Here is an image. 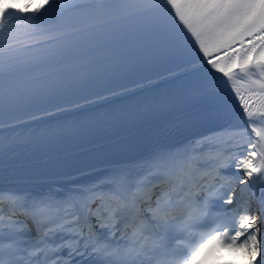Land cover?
<instances>
[{
	"label": "snow or ice",
	"instance_id": "snow-or-ice-1",
	"mask_svg": "<svg viewBox=\"0 0 264 264\" xmlns=\"http://www.w3.org/2000/svg\"><path fill=\"white\" fill-rule=\"evenodd\" d=\"M178 110L207 130L0 187V264H207L213 245L264 264V0H0V179L21 152Z\"/></svg>",
	"mask_w": 264,
	"mask_h": 264
},
{
	"label": "bare ground",
	"instance_id": "bare-ground-1",
	"mask_svg": "<svg viewBox=\"0 0 264 264\" xmlns=\"http://www.w3.org/2000/svg\"><path fill=\"white\" fill-rule=\"evenodd\" d=\"M142 155H139L135 158H138ZM134 159V158H132ZM105 166H97V167H93V168H89L86 170H83L81 172L78 173H74L72 175H79L80 173H90L93 172L94 169H103ZM81 179H87V176H80ZM48 178H42V179H22V180H15V181H8V182H4L2 183L4 186L7 187H17V188H21V189H32V188H37V187H41L44 185V183L47 181ZM227 254L228 252H230V250H226ZM233 252V251H232Z\"/></svg>",
	"mask_w": 264,
	"mask_h": 264
}]
</instances>
